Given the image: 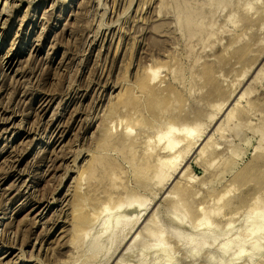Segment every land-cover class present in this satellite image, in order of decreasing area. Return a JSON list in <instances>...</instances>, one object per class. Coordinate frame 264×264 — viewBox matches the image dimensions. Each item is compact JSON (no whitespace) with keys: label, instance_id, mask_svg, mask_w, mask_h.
<instances>
[{"label":"rangeland","instance_id":"1","mask_svg":"<svg viewBox=\"0 0 264 264\" xmlns=\"http://www.w3.org/2000/svg\"><path fill=\"white\" fill-rule=\"evenodd\" d=\"M8 2L0 58L17 57L0 69V264H264V0ZM167 124L176 138L199 128L161 180ZM131 197L145 207L103 255L77 221ZM251 210L263 221L253 236ZM152 216L168 251L143 257Z\"/></svg>","mask_w":264,"mask_h":264},{"label":"bare ground","instance_id":"2","mask_svg":"<svg viewBox=\"0 0 264 264\" xmlns=\"http://www.w3.org/2000/svg\"><path fill=\"white\" fill-rule=\"evenodd\" d=\"M187 2V1H186ZM8 0H4V5H3V9L2 10H0V17H3V16H9V14H7L6 15V11H5V9H7L8 11H9V9L11 8H9V5H8ZM12 8H13V6H12ZM10 13V12H9ZM9 18V17H8ZM166 23H167V21H166ZM6 25H7V20H6ZM32 48V47H31ZM10 52V51H9ZM5 55V54H4ZM16 57H17V54L16 55H9V53L7 52V54L5 55V57L3 58V56H2V58H0V69L2 68V70H4V68H6L7 67V70H9V69H11L12 70V68L14 67V65L16 64H14V62H15V59H16ZM220 64V63H219ZM203 65V64H202ZM157 69H147V70H145L146 71V74L147 75H150V76H152V75H155V71H156ZM221 73V72H220ZM152 77H153V79H152ZM152 77H150L151 79L149 80V81H152V80H154V76H152ZM200 81V80H199ZM131 94H134V93H131ZM243 95L244 94H242L241 96L243 97ZM134 96V95H133ZM172 96V95H171ZM142 97V96H141ZM176 103V102H175ZM117 108V107H116ZM122 108V107H121ZM246 110V109H245ZM248 111V110H247ZM178 112V111H177ZM198 114V113H197ZM230 116V115H229ZM227 116V121H231L234 117L233 116ZM214 117V115H212V117L211 118H213ZM180 118V117H179ZM189 121V120H188ZM226 122V121H225ZM156 126V125H155ZM181 126H182V124H181ZM185 126V125H184ZM159 127V126H158ZM160 128V127H159ZM179 128V127H178ZM182 128H184V127H182ZM182 128H180V130L182 129ZM198 128H199V125H195V126H190V127H187V126H185V128L184 129H182L181 131H180V133H181V135H183L182 137H177L176 138V133H178V136L180 135L179 134V132H177V129H176V125L174 126V124H167L163 129H162V131L161 130H159L160 132H158L157 134V139H158V145H161V150H163V151H166V152H168V153H170V154H168L167 156H169L170 155V157L169 158H166L165 157V154L163 155L165 158L164 159H162V158H160V157H157L158 159H156V160H154V167H156V169L158 168L159 169V176L157 177V178H161V180H163V179H165L166 177H169L170 176V174H167L168 172L166 171V174L164 175V176H162V177H160L161 176V174H163V169H165L166 168V170L168 169V170H171V171H175L177 168H176V166H177V161H178V159L181 157L180 156V151H176L177 149H181V148H179L178 146H179V144L180 143H182V142H184L185 140H186V142H187V147L186 148H189L190 146H194L195 145V143L190 139V137H192L193 135H194V133H196L197 132V130H198ZM221 128V127H220ZM112 129V128H111ZM129 129V128H128ZM127 130V129H126ZM113 133V132H112ZM202 135V134H201ZM109 137V136H108ZM201 137V136H200ZM153 138V137H152ZM152 138H150V139H152ZM211 138V137H210ZM148 140V139H146V141L148 140V144H150V142H151V140ZM156 139V140H157ZM155 140V139H154ZM191 140V141H190ZM159 141H160V143H159ZM161 141H163V144H161ZM154 141L152 140V142H151V144L153 143ZM156 142V141H155ZM197 142V141H196ZM146 144V143H145ZM158 145H155V147L157 148L158 147ZM181 145V144H180ZM186 145H184V146H186ZM148 146H150V145H148ZM206 146H209L208 144L206 145ZM154 147V146H153ZM152 147V148H153ZM178 147V148H177ZM182 147V146H181ZM149 148V147H148ZM183 148H185V147H183ZM185 148V149H186ZM160 149L158 148L157 150H159V152H160ZM211 149V148H210ZM262 149V148H261ZM152 150H154V149H152ZM156 150V149H155ZM154 150V151H155ZM187 150V149H186ZM204 150H205V148H202V149H200V153L202 154V153H204ZM104 151V150H103ZM208 151V150H207ZM99 152V151H98ZM162 152V151H161ZM161 152H160V154H161ZM182 152V151H181ZM156 153H158L157 151H156ZM155 153V154H156ZM154 154V153H153ZM167 154V153H166ZM181 154H184L183 152L181 153ZM157 155V154H156ZM155 155V156H156ZM102 156V155H101ZM162 156V157H163ZM179 156V157H178ZM156 158V157H155ZM148 165V164H147ZM112 167V166H111ZM113 168V167H112ZM261 168V167H260ZM118 169V168H117ZM175 169V170H174ZM186 170V169H185ZM121 172V171H120ZM116 177V176H115ZM97 180V179H96ZM177 187H178V185H177ZM97 188V187H96ZM101 189V188H100ZM179 190V189H178ZM101 191V190H100ZM225 193H228V191H226ZM171 194V193H170ZM177 195H178V193H177ZM223 195H225L224 193H223ZM220 196H222V195H220ZM177 197V196H176ZM225 197V196H224ZM75 198V197H74ZM220 198L221 197H219V199H217L218 201H216V202H219L220 201ZM223 198V197H222ZM221 198V199H222ZM259 201V200H258ZM84 203H85V201H84ZM113 203V202H112ZM178 203V202H177ZM176 203V204H177ZM256 204H257V201L255 202ZM236 204V203H235ZM179 205V204H178ZM259 205V204H258ZM140 207H141V209L143 208L144 209V207H145V201L144 202H142V200L140 199V198H137V197H131V198H125V200H121L120 202L119 201H117V202H115V204H111V202H105V203H103L100 207H99V210L98 211H94L93 213H91V214H88V216L87 215H85L86 217L84 218V220H82V219H78V221H77V224H78V226H77V228L79 229V227H81L80 229H82V227L84 226V225H86V228H88V226H89V228H91L90 227V225L91 226H93V228H94V233H92V234H94V241H93V245L92 246H94L95 248H97L98 250H100L101 251V253L104 255V254H106L108 251H110V249L112 248V245H113V242H114V238L116 237L117 238V236L115 235V233L117 232V230H119V232H121L123 229H125L127 226H128V230H129V232L132 230V228H133V226L136 224V222H137V218L136 217H139L138 216V213H137V210L138 209H140ZM177 207H179V206H175L174 205V209H176ZM138 208V209H137ZM200 209H202V208H200ZM200 209L198 208L197 209V212H200ZM199 210V211H198ZM122 211H126V214L129 216V220H128V217L127 216H125V214H124V217H123V212ZM142 211H144V210H142ZM142 211H140L141 213H142ZM219 211V210H218ZM218 211L216 212L217 213V215H218ZM221 211V210H220ZM80 212V211H79ZM204 211H203V209H202V212H200L201 213V215H202V217L201 218H199L198 220V228H197V230L199 231V232H201L200 233V235L199 236H201V234H202V236L204 235L203 233H206V232H209V231H211L210 230V226H209V220L207 219V214H205L204 213V215L202 214ZM214 212V211H213ZM251 212H253L252 214L253 215H251V218H253V219H251V221H250V226H251V228L249 229V231H248V233L250 234V236H253V234L254 233H256V229L257 228H259L258 229V231H260V233H261V231L262 230H260V229H262L261 228V225L258 227V225L259 224H256V223H260V224H262L263 223V221L262 220H258L260 217H262V216H259L258 217V219H257V215L256 214H258V212L257 211H255L254 212V210H251ZM137 213V214H136ZM141 213H139V215L141 214ZM207 213V212H206ZM215 212H214V214H216ZM248 213V212H247ZM249 214H250V212H249ZM262 214V212H260V215ZM83 217V216H82ZM254 217H255V219H257V220H254ZM123 218H127V220H125V219H123ZM76 219V218H75ZM178 220L180 221V219L178 218ZM123 221V222H122ZM249 221V220H248ZM256 221V223H254ZM258 221V222H257ZM254 224H256V226L254 225ZM156 225V220H155V217L154 216H152L149 220H148V223L147 224H145V226H144V229L142 230V232H144V234L145 235H147V237H148V241H150V238H153V237H155V241L154 242H156L155 244H154V242H153V244H149V242L148 241H145L141 246H139V252H140V255L141 256H146L147 255V253L149 252V251H153V252H155V253H159V252H161L162 253V251H163V253H167V247H166V245L164 244V238H163V236H162V233L160 232V229H154L153 228V226H155ZM129 226H131V227H129ZM254 226H255V228H254ZM262 226H263V224H262ZM85 227V226H84ZM83 227V229H85ZM253 227V228H252ZM257 227V228H256ZM264 227V226H263ZM88 228V229H89ZM80 229H79V231H80ZM232 229V226L231 225H229V226H227V228H226V232L228 233L230 230ZM86 230V229H85ZM256 230V231H255ZM81 231H83V230H81ZM80 231V232H81ZM91 231V230H90ZM93 231V230H92ZM255 231V232H254ZM257 231V232H258ZM263 232V231H262ZM90 233L91 232H87V233H85L86 235H90ZM253 233V234H252ZM259 233V234H260ZM75 234V233H74ZM158 234V235H157ZM195 234V233H194ZM193 235V234H192ZM196 236H197V233L195 234ZM194 235V236H195ZM206 235H207V233H206ZM141 235L140 234H137L136 236H134V238L132 239V241L130 242V244H129V246L127 247V249H126V251H125V254H129L130 252H131V250L132 249H136L137 247H136V245H135V243H136V241L139 239V237H140ZM245 236H247V235H245ZM260 236V235H259ZM256 237V239L257 240H255L254 241V243L255 242H257V243H255V247L256 246H258V241H259V237L257 238V235L255 236ZM119 240H118V246H119V244H121V242L125 239V238H123V237H121V236H119V238H118ZM238 240H239V242H240V244L238 245V252H237V254L235 255L236 257L238 256V257H240V251L242 252V246H243V244H244V242H245V240L243 239V238H241V237H238L237 238ZM255 239V238H254ZM142 242V241H141ZM238 242V243H239ZM117 243V242H116ZM254 243L252 244L253 246H254ZM257 244V245H256ZM138 245V244H137ZM151 245L154 247H151ZM225 247V244L223 245V247L222 248H224ZM165 253V254H166ZM242 254V253H241ZM129 259V258H128ZM126 260L125 262H127L128 264H129V260ZM166 259V258H165ZM144 261V260H143ZM142 261V262H143ZM156 262H158V261H156ZM162 262V261H161ZM143 264V263H142ZM156 264H158V263H156ZM164 264H166V263H164Z\"/></svg>","mask_w":264,"mask_h":264}]
</instances>
